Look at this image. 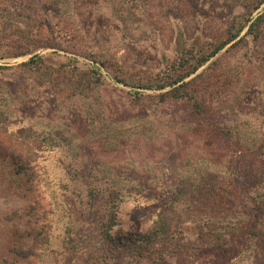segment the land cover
Here are the masks:
<instances>
[{
  "label": "rangeland",
  "instance_id": "obj_1",
  "mask_svg": "<svg viewBox=\"0 0 264 264\" xmlns=\"http://www.w3.org/2000/svg\"><path fill=\"white\" fill-rule=\"evenodd\" d=\"M239 4L37 0L15 8L0 0V169L14 170L2 162L12 155L32 176L25 191L23 179L0 175V264H146L128 249L105 252L82 180L120 184L126 197L111 231L118 239L168 211L180 233L158 246L165 264H264V212L256 210L264 203V35L226 46L185 79L196 78L199 110L162 101L169 87L142 89L171 82L225 40L244 21ZM263 13L264 3L253 17ZM34 57L41 61L24 66ZM42 137L52 142L37 149ZM185 179L215 188L171 204L169 189ZM153 190L161 193L152 199L157 211L145 199ZM208 219L221 233L235 230L224 249L199 241L196 227ZM15 230L21 241L10 239ZM38 230L46 231L42 243L14 258L13 245H33L20 234Z\"/></svg>",
  "mask_w": 264,
  "mask_h": 264
},
{
  "label": "trees",
  "instance_id": "obj_2",
  "mask_svg": "<svg viewBox=\"0 0 264 264\" xmlns=\"http://www.w3.org/2000/svg\"><path fill=\"white\" fill-rule=\"evenodd\" d=\"M10 1L15 8H20L21 5L24 3H28V5L32 6L34 1L37 0H8ZM225 3L230 5H240L242 9H244L243 17L244 21L237 24L238 26H231L227 31V37L223 40L220 44L213 46L209 52H204L199 55L197 63L192 66L190 70H187L189 66L185 68L183 72L176 75L175 79L171 80V82L163 83V84H156L154 82L149 81L148 84L144 85L142 89L144 90H157L162 91L167 87L170 88L169 91L161 94L159 98L162 101L165 99H172L175 101H189L193 103V106L196 110H199L200 102L197 100V90L193 87L192 83L196 79H192L188 82H184L190 75L194 74L199 68L204 66L215 54L223 50L226 46L231 44L232 48H236L241 43L245 46H248V38L251 41L257 42L260 39L263 40V19L264 13L262 15L257 16L256 18L253 17V12L258 10L261 5L264 3V0H252L249 4L246 0L240 1L239 0H223ZM53 3V2H52ZM49 6L44 5V10H47ZM31 10V9H30ZM245 33L241 35L244 31ZM210 49V48H209ZM41 61L40 57H34L30 59L28 62L24 64V66L33 65ZM264 61V59H263ZM184 65H188L189 62L187 60H182ZM183 65V66H184ZM3 68H0L2 70ZM199 77V76H198ZM205 75H203V78ZM202 78V79H203ZM94 83H97V80H94ZM191 86V87H190ZM59 135V134H58ZM34 140H37L34 139ZM25 142V141H24ZM37 142V141H34ZM51 140L48 138H41L40 143L35 144L37 149H41L40 146H47L51 144ZM2 162L9 164L14 167V170H10L9 168H1L0 175L5 174L9 175L11 178H19L23 179V185L26 184L25 191H30L31 183H32V176H29L25 170H27L26 164L19 161L17 157L8 156ZM5 167V166H4ZM90 171V170H88ZM13 182V181H12ZM85 191V196L87 198L85 202V207L87 211V216H93L94 219H97L95 224L100 225L101 234L103 237V243L105 246V252L110 253L112 255H117L119 250L125 251L128 249L130 251V255L132 258L139 260V262H146V264H165V260L163 259L162 252L158 246L161 245L162 242L168 243L173 241L174 234L180 233L176 231V227H173V220L169 217L168 211L164 212H156L157 215L155 218L156 220L153 221V226L148 230L141 232V233H129L128 235L122 236L120 239L116 238L111 234L113 228L117 225L116 214L119 205L125 200L126 195L123 192V189L120 188V184L117 181L111 184V186L107 185L106 187H100L99 185H95L87 180H82L80 183ZM10 185L11 182H10ZM206 188L207 191L213 190L215 188V183L212 180H207L205 182H192V180H183L179 183L178 186L169 189V194L171 195V204L178 203L183 199H192L194 197H201L206 196V191L203 188ZM17 188L20 191H24V189ZM129 193L132 196L133 193L140 194L142 190H138V188H129ZM152 192V190H150ZM143 193V192H142ZM264 193V192H263ZM150 195V194H148ZM146 195L145 199L147 201L152 199H160L161 193L156 192L153 190V193L150 196ZM264 197V196H263ZM191 201V200H190ZM153 202V204H152ZM150 204H147V207H150L151 211H157L158 208L156 204L154 205V201ZM256 210L263 215L264 212V203L259 205ZM197 235L200 237L198 240L202 243L204 248H214V249H224L225 245L227 244V239L225 235L233 234L235 235L236 232L232 229L231 226H225V228L229 231H225L221 233V229L224 226L218 222H213L208 219L206 222V228L197 226ZM220 229V230H219ZM46 233L45 230H38L34 232V235H31L29 232L24 234H20L22 238H32L33 245L29 247L27 252H24L20 249V246L16 247L13 245L14 252L16 258L17 256L26 257L33 253V248H37V244L43 241L41 239V235ZM79 234V233H78ZM32 236V237H31ZM71 237V236H70ZM87 238V235H85ZM21 241L20 238L16 236V230L12 232V238ZM206 239V240H205ZM81 240V239H80ZM74 238H70L68 240L67 245L68 247H73ZM21 243V242H16ZM42 243V242H41ZM162 246V245H161ZM156 247V249H155ZM74 249V248H73Z\"/></svg>",
  "mask_w": 264,
  "mask_h": 264
}]
</instances>
